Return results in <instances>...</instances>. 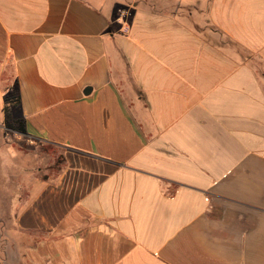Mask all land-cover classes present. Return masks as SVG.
I'll return each mask as SVG.
<instances>
[{
  "label": "crops",
  "instance_id": "1",
  "mask_svg": "<svg viewBox=\"0 0 264 264\" xmlns=\"http://www.w3.org/2000/svg\"><path fill=\"white\" fill-rule=\"evenodd\" d=\"M0 181V264H264V0H0Z\"/></svg>",
  "mask_w": 264,
  "mask_h": 264
},
{
  "label": "rangeland",
  "instance_id": "2",
  "mask_svg": "<svg viewBox=\"0 0 264 264\" xmlns=\"http://www.w3.org/2000/svg\"><path fill=\"white\" fill-rule=\"evenodd\" d=\"M11 98H13L14 100L16 99L15 90L12 92ZM15 106L16 104L14 102V104H12L11 107H9L10 113L12 108H14ZM6 132L9 134L11 139H15V140L19 139L18 142L20 145L17 144V148L18 150H20L22 154L21 162L24 168H27V170L29 171L28 173L26 174L24 173L21 175L23 176L22 182L24 184L28 182V180L26 179L32 173L35 172L36 170L35 168H38V175L41 178H46L48 176H55L58 173L63 163V150L61 148L52 145L43 144L42 142H35L24 136H20V134L16 135L15 132L17 131L11 130L7 128V126H6ZM3 197H5L6 206H7V202L9 201L8 193L5 194ZM1 206L2 208L5 207V205L2 202H1ZM13 258L14 256H12L11 264H15V259L13 260ZM23 264H29V263L24 262Z\"/></svg>",
  "mask_w": 264,
  "mask_h": 264
},
{
  "label": "trees",
  "instance_id": "3",
  "mask_svg": "<svg viewBox=\"0 0 264 264\" xmlns=\"http://www.w3.org/2000/svg\"><path fill=\"white\" fill-rule=\"evenodd\" d=\"M16 104V106H18L19 104V99L16 96V99L14 100L13 98H11L10 96L5 98V107H4V111H5V125L7 126V128L17 131L19 133L22 134H26V128H25V123L22 119H16L13 117V115L10 113L9 111V107H11L12 104Z\"/></svg>",
  "mask_w": 264,
  "mask_h": 264
}]
</instances>
